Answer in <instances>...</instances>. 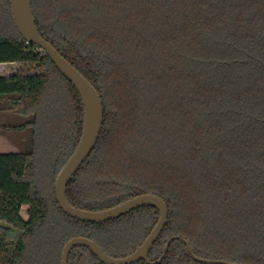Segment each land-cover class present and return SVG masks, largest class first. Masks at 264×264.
Listing matches in <instances>:
<instances>
[{
  "label": "trees",
  "instance_id": "1",
  "mask_svg": "<svg viewBox=\"0 0 264 264\" xmlns=\"http://www.w3.org/2000/svg\"><path fill=\"white\" fill-rule=\"evenodd\" d=\"M30 1L42 37L104 106L69 202L98 211L144 193L161 197L169 218L150 264H205L181 240L161 259L174 236L201 258L264 264V0ZM0 18L14 32L0 26V65L29 66L0 75V104L33 115L19 127L32 128L33 149H0V264H62L77 236L113 257L131 254L159 211L143 206L92 223L60 208L54 179L79 143L83 103L19 34L10 0H0ZM69 264L104 263L77 247Z\"/></svg>",
  "mask_w": 264,
  "mask_h": 264
},
{
  "label": "water",
  "instance_id": "2",
  "mask_svg": "<svg viewBox=\"0 0 264 264\" xmlns=\"http://www.w3.org/2000/svg\"><path fill=\"white\" fill-rule=\"evenodd\" d=\"M11 12L15 27L23 39L42 49L55 64L57 69L70 81L81 97L84 107V124L79 143L60 170L55 180V197L60 208L72 218L81 221L102 223L124 216L143 206L154 207L159 211V220L142 244L125 257H113L107 254L94 240L77 236L65 244L62 253V264H69V257L77 247L89 248L104 264H134L140 261L151 263L150 252L162 234L169 218L167 203L159 196L144 193L128 199L116 206L104 210L92 211L73 206L67 198V188L76 173L95 149L103 129L104 106L100 93L95 86L39 32L30 0H10ZM174 240L184 242L189 253L198 262L205 264H240L222 259L201 258L193 252L190 243L183 237H171L164 248L165 257L170 244ZM159 259V261L161 260Z\"/></svg>",
  "mask_w": 264,
  "mask_h": 264
},
{
  "label": "rangeland",
  "instance_id": "3",
  "mask_svg": "<svg viewBox=\"0 0 264 264\" xmlns=\"http://www.w3.org/2000/svg\"><path fill=\"white\" fill-rule=\"evenodd\" d=\"M0 26L2 30H6V26L0 18ZM7 33H14L12 31L6 30ZM16 33V32H15ZM15 35V34H12ZM28 65H0V75L15 73L19 70L28 69ZM33 121V115L23 116L16 109L8 108L7 102L0 104V149H10L15 147L21 152H30L33 149V132L31 127L20 130L19 127L25 125L26 123H31ZM41 175V170L39 171ZM59 173H57L54 179L57 178ZM28 206L25 205L22 209V216L24 218L28 217L27 214Z\"/></svg>",
  "mask_w": 264,
  "mask_h": 264
}]
</instances>
